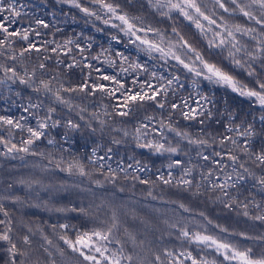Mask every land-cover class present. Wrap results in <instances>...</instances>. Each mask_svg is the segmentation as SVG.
Segmentation results:
<instances>
[{
  "label": "trees",
  "instance_id": "trees-1",
  "mask_svg": "<svg viewBox=\"0 0 264 264\" xmlns=\"http://www.w3.org/2000/svg\"><path fill=\"white\" fill-rule=\"evenodd\" d=\"M81 2L90 9L95 10L97 8V6L91 4V0H81ZM111 2L119 3L122 9L130 15H142L146 24L160 28L169 35H171V28L176 26L186 39L204 52L206 58L219 61V56L215 54L209 56L206 42L202 40L194 26L189 25L178 14L174 13L171 20L162 18L149 7L147 0H135L131 7L128 5L127 0H111ZM204 2L211 8L210 0H204ZM18 4L22 6L25 15L12 27H31L39 31L41 35L38 38L35 33H30V39L36 42L38 46H44L45 41L51 40L53 43L47 45V48L51 49L56 47L57 44H63L69 38L85 48L91 43L92 48L84 55L90 59L91 56L98 55L102 49H109V52L100 56L99 60L91 62L96 68H100L104 74L118 76L126 84V87H136L132 85L134 78L138 77L141 81L148 80L150 73L155 71L158 75H163L166 78H171L172 74L180 77L179 82L174 85L176 88L175 96L171 92L168 94L169 102L173 100L178 102L181 98L192 95L193 89L190 87V82L193 77L191 74L175 65V61L170 60L165 64L158 54H153V58H150L145 52L138 51L134 44L128 43L129 38L125 37L118 29L103 24L95 17L85 16L78 9L63 3L62 0H18ZM229 7L234 6L229 4ZM217 11L230 23H241L247 27L256 28L258 32L261 31L260 25L255 24L254 21H248L239 14L229 16L227 13H223L222 10ZM253 11L255 15H260L258 8H254ZM101 15L104 14L101 12ZM37 19L44 20L49 27L37 26L35 24ZM97 29H100V31H97ZM113 35L117 36L119 43L111 39ZM242 39L247 41L250 46L254 45V41H251L248 37H242ZM26 46L25 42L16 41L13 45L15 54L19 56V50ZM71 47L73 48L72 55L76 59H81L75 46L72 45ZM0 51L4 52V55H0V63L16 67L21 75H24L25 69L28 72L35 69L37 83L40 79H51L52 76L60 73V80L71 86L80 83L83 75L88 72V69H84L82 73L80 68L66 71L64 65L57 68V54L51 51H41L39 54L35 51L25 53L22 60L18 59L17 61L7 59V56L12 54L11 49L6 48ZM116 51L123 52L128 56L129 62L136 60L146 65L148 72L136 73L131 69L128 72H121L118 59L114 67H109L107 63H103L105 57L114 58ZM45 55L49 56L50 59L45 61L46 69L41 70L38 65ZM59 58L65 64L71 62L70 57L65 56L63 50L59 51ZM225 63L227 64L226 61ZM228 66L230 67V65ZM124 67H128V64H125ZM236 74L243 79L239 69L236 70ZM98 75L93 71L92 79L96 80ZM2 77L3 73L0 72V78ZM162 82L164 81H152L154 84ZM179 84H183V88H180ZM8 85L11 91H9V88L0 85V115L13 118H18L21 115L28 116L27 113L23 112V106L26 105L27 98L31 97L33 103L38 102V100L44 101L43 109L40 111L41 116L45 114L49 106H52L57 109L55 118L61 120L59 127L46 130V137L37 141L32 148V151L36 153L43 152L44 156L25 153H18L15 157L0 155V196H18L23 201L21 204H13L10 200L5 199L0 200V203H3L5 208L8 209L15 225H27L33 229L34 234H29L25 227H16V231L20 235H30L32 247L36 250L33 259L36 257L41 260L46 259V254L41 247L43 241L38 231V229H43L44 233L54 243H58L65 248L66 259L69 264H75L77 254L72 253L70 249H67V246L63 245L62 241H59L53 233L51 225L70 223L79 226L86 222V218L78 212H56L55 209L60 207H75L77 209L83 207L88 209L93 216H100L101 219H106L111 215L112 207L116 208L122 223L118 238L124 242L125 253L133 256L132 264H149V262L155 264V255H161L163 258L165 249L174 252L187 249L197 258L206 256L209 259H216L219 264H228L214 250L203 249V246L197 247L194 243H188L186 239H178V230L169 227V224L177 222L181 226L186 224L190 232L206 230L209 234L237 243L242 248H251L254 257L264 255V221L253 218L257 215H264V191H261V186L256 183L255 179L247 178L245 181L240 182L236 188L228 189L229 197H234L236 200V203H231L230 207H225V204L230 203L229 197H223L219 189H207L206 181L203 182L205 187L201 188L200 195H193L192 192L184 191L183 187L176 186V180L180 178L183 168L193 165L196 166L193 171L195 177L192 185L193 191H195L196 182L200 181V173H207L209 169H212V179L216 180L217 183L223 182L226 174H232L233 181H235L236 176L233 172L232 162L226 156L222 161V165L217 166L213 165L211 161L206 162L200 159L197 156V151L211 155L213 151L225 152L236 146L226 143L224 147H220L217 139V142L213 143L211 147L197 149L196 146L190 147L186 141H180V146L184 152L188 153L187 155L184 152L178 155L153 154L148 149L136 147L132 135L125 137L122 131H113V129H125L131 133L134 132L140 122L149 123V127L154 124L158 128L160 119L167 117L170 108L161 111L151 102H148L143 107L135 106L129 116H118L113 111V105L119 103V101L101 93H96L93 96L79 92L61 93L66 100L70 101L72 106L70 109L66 105L54 104L51 98L34 93L30 88L19 84V82L13 84L8 81ZM200 91L214 98L216 102V107L212 109L214 112L213 119L208 120L205 118V123L201 125L198 122L185 121L179 113H175L172 116V121L180 130L189 132L193 137L203 138H208V134H211L212 137H218L221 134L233 135L232 133H226L223 127L224 124L228 123L227 115H220V111L227 107L229 111L239 112L240 117H243L245 113H249L247 120L254 124L257 132L260 131L262 127L259 121L261 110L253 100L239 97L228 89L211 85L203 80L200 81ZM16 93L20 94L19 97ZM80 108L87 109L83 113L86 118L89 117L90 113H96L100 120H104L106 123L102 130L97 120L91 121L93 127L97 129L95 133L87 128H82L80 131L67 129L64 124L68 119L84 125L85 122L81 121L77 115ZM217 109L220 111H217ZM105 112L108 115H105ZM148 116L154 117V121H147L145 117ZM27 123L35 126V118L28 117ZM237 123H239V118ZM0 132H3V130H0ZM3 134L7 136L6 132H3ZM166 135L175 145L178 138L172 133H166ZM26 136L27 133H21L17 130L14 133V142L19 144L21 138H26ZM113 138L122 142L113 144ZM48 139H54L55 145H49L47 143ZM238 141L240 145H243V138H238ZM97 144L102 146L97 152L98 156H104L107 148H112V152L109 154L111 159H106L103 162L105 164L104 171L107 172L108 165H111L113 169L123 167L127 169V179L124 178L125 173L118 172V178L114 184L105 182L103 187H97L91 180L99 179L103 181L104 176L96 173L91 167L89 169L93 171L91 179L79 175H69L56 167L55 161L61 157L65 162L70 161L73 157H79L87 163L91 150ZM262 144H264V137L252 138L251 150L258 151ZM3 151V146H0V152ZM49 154L55 158L52 163L49 162ZM235 154L239 157V162L235 165L236 171L247 177V173L239 166L240 163H244L257 176L264 175V170L256 167L247 156L239 151V148L236 149ZM177 159L183 161V166L169 169L167 165L172 160ZM214 159H219V157H214ZM137 161L140 162V167L145 169L144 171L138 170ZM128 165H132V167L129 168ZM61 166L64 167L66 164ZM169 171L172 172V185H165L162 181L157 180V176L160 174L168 179ZM134 176L155 181V183L142 184L139 180H133L132 177ZM20 180L39 181L40 185L44 187L36 185L33 191H28L18 183ZM10 185L11 187H9ZM81 189H85V191H81ZM87 189H91V191H87ZM121 189L123 190L121 191ZM150 189L152 196L148 195ZM37 192L39 196H37ZM153 196L155 199L152 198ZM218 196L221 199H217ZM45 201L48 203V208L53 209L52 211L44 207ZM37 203L41 207L32 206ZM180 204L185 205L189 210L185 211L179 207ZM244 204L248 205V216L243 214L245 211ZM97 205L102 207L98 209ZM257 205L260 207L257 208ZM200 213H204V216H201ZM205 216L212 221L211 224L204 218ZM3 218L0 214V219ZM166 221L167 223H165ZM216 225H220L228 231L221 232ZM93 226V222H87V227ZM2 227L0 226V229ZM124 227L128 229L129 233L135 235L136 246L124 234ZM240 233H244V236L239 235ZM69 234L75 235L72 232ZM140 241L144 242L142 246ZM112 247L115 248L116 246L112 245ZM3 259L4 256L0 253V264H2ZM185 264H191V262L186 261Z\"/></svg>",
  "mask_w": 264,
  "mask_h": 264
},
{
  "label": "snow or ice",
  "instance_id": "snow-or-ice-1",
  "mask_svg": "<svg viewBox=\"0 0 264 264\" xmlns=\"http://www.w3.org/2000/svg\"><path fill=\"white\" fill-rule=\"evenodd\" d=\"M62 2L78 9L87 17H95L96 20L102 21L103 24L118 29L125 37L129 38V44H134L138 51L145 52L150 58H153V54H158L165 64L170 60L175 61V65L192 75L193 79L190 82V87L193 89L192 95L183 97L178 102L175 100L169 102L168 94L171 92L175 96L176 88L174 85L179 82L180 77L172 74L171 78H166L163 75H158L155 71L150 73L148 80L141 81L138 77L134 78L132 85L136 87H126V84L118 76L104 74L100 68H96L91 62L99 60V57L109 52V49H102L98 55L91 56L90 59L84 55L85 52L92 48L91 43L85 48L72 38H69L63 44H57L56 47L51 49L47 48L48 44L53 43L51 40L45 41L44 46H38L36 42L30 39V33H35L38 38L41 35L39 31L31 27H12L25 15L22 11V6L18 4V0H0V50L6 48L12 50V54L8 55L7 59L17 61L18 59L22 60L25 53L35 51L39 54L41 51H51L57 54V68L60 65H64L66 71L80 68L82 73L84 69H88V72L83 75L80 83L71 86L60 80V73L52 76L51 79H40L37 83L35 69L32 72H28L25 69L24 75H21L16 67L0 63V72L3 73V77L0 78V85L9 88V91H11L8 81L13 84L19 82V84L30 88L34 93L51 98L54 104L66 105L70 109L72 107L70 101L66 100L61 93L79 92L88 96L101 93L119 101V103L113 105V111L118 116H129L135 106L143 107L148 102H151L161 111L170 108L171 110L168 112L167 117L160 119L158 128L154 124L149 127V123L140 122L134 132L130 133L125 129H113V131H122L125 137L132 135L136 147L148 149L153 154L161 155L165 153L178 155L184 152L180 146V141H186L190 147L196 146L197 149L211 147L213 143L217 142V139L220 147H224L226 143L234 145L236 147L230 148L225 152L213 151L211 155L204 154L198 150L197 156L203 161H211L213 165L217 166L222 165V161L226 156L232 162L233 172L236 176L235 181H233L232 174H226L224 181L217 183L216 180L212 179V169H209L207 173H200V181L196 182V188L193 191L192 185L195 180L193 171L196 167L193 165L183 168L180 178L176 180V186L183 187L184 191L192 192L193 195H200L201 188L205 187L203 182L206 181L207 189H219L223 197H229V188H236L240 182L245 181L247 178H253L261 186V191H264V175L257 176L244 163H240L239 166L247 173V177L236 171L235 168V165L239 162V157L235 152L239 148V151L247 156L256 167L264 170V144L261 145L258 151L251 150L252 138L257 136L264 137V0H210L211 8L208 7L204 0H147L149 7L162 18L171 20L173 14L176 13L184 21H187L189 25L194 26L199 36L206 42L209 56L215 54L220 57L219 61L206 58L204 52L186 39L176 26L171 28V35H169L160 28L146 24L142 15H130L122 9L119 3H113L111 0H91V4L97 6L93 10L84 6L81 0H62ZM134 2L135 0H127L130 7ZM229 4L234 7H229ZM254 8L259 9V16L254 14ZM217 10H222L223 13H227L229 16L239 14L248 21H254L255 24L260 25L261 31L258 32L256 28L247 27L241 23H230L223 15L218 14ZM101 12L104 14L103 16ZM35 24L43 28L49 27L41 19H37ZM97 31H100V29H97ZM242 37H248L251 41H254V45L250 46ZM111 39L117 43L120 42L115 35ZM16 41H23L27 45L19 50V56L15 54V49L13 48ZM72 45L78 50V55H80L81 59H76L72 55ZM60 50L64 51L65 56L70 57V63L65 64L59 58ZM0 55H4V52L0 51ZM49 59L50 57L45 55L38 67L41 70H45L47 67L45 61ZM117 59L120 62L121 72H128L130 69L136 73L148 72L146 65L136 60L129 62V57L120 51L114 53V58L105 57L103 63H107L109 67H114ZM125 64H128V67H124ZM237 69L241 71L243 79L236 74ZM93 71L99 74L96 80L92 79ZM153 80L164 82L154 84L152 83ZM201 80L207 81L211 85L228 89L239 97L253 100L255 105L261 110L259 121L262 127L260 131L257 132L254 124L247 120L249 113H245L243 117H240L239 112L229 111L227 107L223 111L219 109L217 111H220L221 116L227 115L228 123L224 124L223 127L226 133H232L233 135L221 134L218 137H212L211 134H208V138L193 137L189 132L182 131L176 127L172 121V116L175 113H179L185 121L198 122L201 125L205 123V118L208 120L213 119L214 112L212 109L216 107V102L214 98L200 91ZM104 82L109 83L106 84ZM57 84L58 86H56ZM179 87L183 88V84H179ZM137 88L138 90H136ZM16 95L19 97L20 94L16 93ZM43 106V100L33 103L31 97H28L26 105L23 106V112L27 113L28 116L21 115L18 118H13L0 115V130L7 133V136H5L3 132H0V146L4 148L0 155L15 157L18 153H25L44 156L43 152L36 153L32 151V148L37 141L46 137V130L59 127L61 120L55 118L57 109L52 106H49L45 114L41 116L40 111ZM86 111V108H80L77 112L79 119L85 122L84 125L68 119L64 126L74 131L87 128L92 133H95L97 129L93 127L91 121L97 120L102 130L106 122L100 120L96 113H90L89 117L86 118L83 115ZM105 115H108V113L105 112ZM28 117L35 118V126L27 123ZM238 118L239 123H237ZM145 119L149 122L154 121V117L151 116L145 117ZM17 130L21 133H27L26 138L22 137L19 144L14 142V133ZM166 133H172L178 138L175 145H173L172 140L167 137ZM238 138H243V145L239 144ZM121 142V140L112 139L113 144H120ZM47 143L55 145V140L48 139ZM101 147L100 144L93 147L91 154L87 158V163L79 157H73L67 162L61 157L55 161L56 167L69 175H79L90 179L93 175V171L89 170L91 167L96 173L104 176L103 181L99 179L91 180L97 187H103L105 182L114 184L118 178V172L125 173L124 178L127 179V169L123 167L113 169L111 165H108L107 172L104 171L105 164L103 162L106 159H111L109 154L112 152V148H107L104 156H98L97 152ZM184 154L187 155L188 153L184 152ZM214 157H219V159H214ZM54 160L55 158L49 154V162L52 163ZM62 164H66V166L62 167ZM136 165L139 171L145 170L140 167L139 161L136 162ZM182 166L183 161L179 159L172 160L167 165L169 169ZM128 167L131 168L132 165H128ZM168 177V179H165L164 175L160 174L157 176V180L162 181L165 185H172L171 171L168 172ZM132 179L139 180L142 184L155 183V181L141 179L138 176H134ZM18 183L23 185L28 191H33L34 186L40 185V182L35 180H20ZM81 191H85V189H81ZM87 191H91V189H87ZM148 195L152 196L151 189ZM37 196H39L38 192ZM152 198L155 199L154 196ZM5 199L10 200L13 204L23 203L18 196H0V200ZM217 199H221V197L218 196ZM229 200L230 203L225 204V207H230L231 203H236L234 197H229ZM32 206L41 207L38 203ZM44 207L49 211L53 210L48 208L47 201L44 202ZM101 207V205H97L98 209ZM179 207L185 211L189 210L183 204H180ZM243 207L245 208L243 214L248 216V205L244 204ZM259 207L257 205V208ZM55 211L60 213L78 212L86 218V222L79 226L70 223L51 225L52 231L59 241H62L63 245L67 246V249H70L72 253L77 254L75 264H132L133 256L125 253L124 242L118 238L122 223L116 208H111V215L106 219H101L100 216H93L88 209L83 207L79 209L75 207H60L56 208ZM0 214L4 217L0 219V226H3L0 229V253L4 256L2 264H69L66 259L65 248L58 243H54L44 233L43 229H38V231L43 241L41 247L46 254V259L41 260L39 257L33 259V254L36 250L32 247V239L29 235L34 234L33 229L27 225H15L3 203H0ZM200 215L204 216V213H200ZM204 218L209 224L212 223L206 216ZM253 218L264 221V215H257ZM88 221L93 222L94 226L87 227ZM18 226L25 227L29 234L20 235L16 231ZM169 227L178 230V239H186L188 243H194L197 247L203 246V249L214 250L228 264H233V262L234 264H264V255L254 257L251 248H242L237 243L209 234L206 230L190 232L186 224L181 226L179 222L171 223ZM216 227L221 232L228 231L220 225H216ZM58 229L59 231H57ZM70 232L75 233V235H70ZM123 232L127 235L128 240L136 246L135 235L129 233L126 227L123 228ZM239 235L244 236V233ZM143 243V241H140L141 246ZM112 245L116 247L113 248ZM186 261H190L191 264H219L214 258L209 259L206 256L197 258L187 249L178 252L165 249L163 258L161 255H155V264H185ZM149 264H152V262H149Z\"/></svg>",
  "mask_w": 264,
  "mask_h": 264
}]
</instances>
